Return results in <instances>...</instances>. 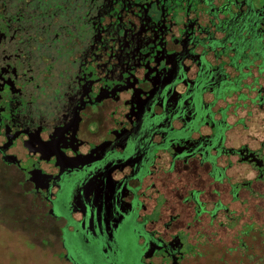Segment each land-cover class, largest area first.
<instances>
[{"label": "flooded vegetation", "instance_id": "1", "mask_svg": "<svg viewBox=\"0 0 264 264\" xmlns=\"http://www.w3.org/2000/svg\"><path fill=\"white\" fill-rule=\"evenodd\" d=\"M0 172L46 264H264V0H0Z\"/></svg>", "mask_w": 264, "mask_h": 264}, {"label": "rangeland", "instance_id": "2", "mask_svg": "<svg viewBox=\"0 0 264 264\" xmlns=\"http://www.w3.org/2000/svg\"><path fill=\"white\" fill-rule=\"evenodd\" d=\"M13 28L19 30L22 36L27 34L28 26L24 24L21 28L18 25ZM17 33L10 28L5 30L9 41L14 40L12 35ZM12 58L16 61L14 56ZM70 89L73 93V88ZM62 92L68 94V89ZM13 184H8L0 176V264H46L48 260L60 256V253L55 250L52 255L49 254V238L39 230L43 216L30 211L20 198L18 187Z\"/></svg>", "mask_w": 264, "mask_h": 264}]
</instances>
